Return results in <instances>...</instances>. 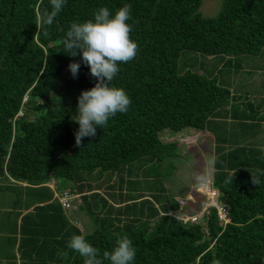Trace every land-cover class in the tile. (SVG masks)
<instances>
[{
	"label": "trees",
	"instance_id": "16d2710c",
	"mask_svg": "<svg viewBox=\"0 0 264 264\" xmlns=\"http://www.w3.org/2000/svg\"><path fill=\"white\" fill-rule=\"evenodd\" d=\"M201 1L66 0L49 27L40 24L41 14L51 11L49 0H0V245L7 250L0 257L10 264L18 258L19 264H84L67 246L74 234L84 235L102 260L120 235L136 250L132 264H264V175L254 185L250 174L264 172V152L238 131L232 134L235 141L226 143L224 117L230 110L244 111L231 109L230 87L206 72L205 61L200 71L195 63L185 64L182 73L178 68L182 51L218 58L209 62L214 70L222 62L237 67L244 55L261 54L264 0H222L213 17L202 16ZM125 4L131 6L127 23L138 51L118 64L110 86L124 89L131 104L77 146L78 97L97 80L82 54L64 52L63 38L73 22L94 19L101 7L114 14ZM73 62L80 64L75 78L69 70ZM251 112L264 121V112ZM210 129L216 135L211 186L227 209L225 226L213 206L199 222H184L179 214L197 211L192 202H169L161 189L155 202L152 193L148 198L142 191L141 182L151 180L144 164L170 160L162 175L168 178L179 167L173 162L180 154L177 143L163 140L165 130ZM137 161L142 162L131 169ZM140 169L146 177L131 179ZM114 174L117 192L109 184L107 196L94 191L101 186L94 181ZM137 186L142 190L133 193ZM64 190L79 194L77 207L63 209L54 192Z\"/></svg>",
	"mask_w": 264,
	"mask_h": 264
},
{
	"label": "clouds",
	"instance_id": "9594fccd",
	"mask_svg": "<svg viewBox=\"0 0 264 264\" xmlns=\"http://www.w3.org/2000/svg\"><path fill=\"white\" fill-rule=\"evenodd\" d=\"M51 11H44L40 17L42 26H51L57 15L63 10L66 0H49ZM131 6L125 4L113 14L109 8L101 7L94 13V19L73 22L63 38L64 52L71 57L82 54V61L96 78L94 87L84 90L78 97L74 122L79 125L75 133L77 146L84 137H94L97 127L105 126L117 113L127 112L131 100L124 89L110 86L119 72L118 64L127 63L135 58L138 44L130 37L132 26L127 23ZM47 34V33H45ZM80 68L79 63H70L69 70L75 78ZM264 152V146L260 147ZM254 185L261 183L264 172H250ZM235 175V174H234ZM228 182L233 183V177ZM198 181L204 177L197 175ZM84 257V264H132L136 250L127 236L116 235L115 247L102 253L90 244L84 235L74 234L67 245ZM215 264H220L216 261Z\"/></svg>",
	"mask_w": 264,
	"mask_h": 264
},
{
	"label": "rangeland",
	"instance_id": "374dc122",
	"mask_svg": "<svg viewBox=\"0 0 264 264\" xmlns=\"http://www.w3.org/2000/svg\"><path fill=\"white\" fill-rule=\"evenodd\" d=\"M221 5L222 0H202L199 7V12L202 14V16L213 17L221 9ZM216 59L206 56L202 53L182 51L178 61V68L182 73L186 70V68L184 67L185 64L190 65L192 63H195V65L197 66L196 70L200 71L202 68H200L201 61H205L207 63L206 65H209L207 66L206 72L213 75V78L217 79L218 83L222 84L223 86L225 85L230 87L232 94L240 96V99L235 101L237 104H239L237 106V110L242 109L245 114H249V118H242V120L245 119V123L247 124H249L250 122H259L258 116L254 117L253 115H250V112L254 110L253 114H257L259 116L260 112H264V50L261 54L258 55H244L242 57L241 63L237 67H223L224 62H222L219 66L216 67V70H214L209 62L213 60L216 63ZM258 105H261V108L255 109ZM231 120H233V122H236L238 119H234V117H232ZM237 128L238 124H233V126L228 128L227 130L224 129L223 131H221V135L223 136L227 144H229L231 141H235V139L232 137V134L236 132ZM188 130L189 132H193L191 128ZM243 132L249 134L250 130L248 128H244ZM252 132H257L264 135L263 130H259L258 127L255 128ZM213 138L214 135L210 131H201L193 135H187L183 133L181 134V132L175 133L169 130H165L163 132V140L166 142L177 143V151L180 154L178 157L173 159V162L177 163L179 167L172 173V175L170 176L171 178H168L169 176H163L170 169V160H167L166 164H158L157 162L155 163V165L152 164V166L148 165L147 167L144 164V169L147 168V170H149V172L147 171V177H151V180L148 181V185L147 183L143 182H141V184L145 185L142 186L146 189V191H149L153 194L151 196L153 199L151 200L157 202L158 198L155 195V192L156 190L161 189L162 192L165 191V193L167 194V201L173 203L174 199L182 193L183 189L185 190L187 188V191L184 194L187 195L183 197V199L186 198V203H180L178 199L177 202L179 203V205L184 206L192 202V205H194L197 210L200 207L204 206L203 203L205 202L206 198L204 195V188L202 184L207 180H211L214 171V145L216 144V142ZM140 162L142 161L135 162L131 169H135L136 167H138ZM150 169H152V171ZM138 172L140 174L137 176L132 173L131 179H137L136 177H146L142 174V169H140V171ZM197 175L203 176L204 182L198 181L196 179ZM107 177L109 176L104 175L102 179L94 181L95 184H101L100 187H94L96 188L95 191L105 196H107L108 191L112 192V189H107V184L111 186L114 185V190L116 192L119 190L117 188L119 184L118 175L114 174L111 178ZM48 185L51 188H54L53 181H49ZM131 190L133 193H138L142 190V188L141 186H137L132 187ZM122 191H124V189H122ZM79 202L80 199L75 198L73 200L72 207H77V204ZM3 209L4 208L0 206V217L1 215L3 216ZM29 211H32V208H30ZM78 217L82 218L84 221L89 218L88 216H84V214H78ZM83 220L81 222H84Z\"/></svg>",
	"mask_w": 264,
	"mask_h": 264
},
{
	"label": "built area",
	"instance_id": "2783aa9c",
	"mask_svg": "<svg viewBox=\"0 0 264 264\" xmlns=\"http://www.w3.org/2000/svg\"><path fill=\"white\" fill-rule=\"evenodd\" d=\"M22 113L23 112L20 111V114ZM202 186L204 188V195L206 198L205 202L203 203L204 206L200 207L194 214H179L178 217L184 222L189 221L197 223L199 222V219L202 217V215L208 211V208L213 206L217 209L218 218L220 219V221H222L223 225L225 226L226 223L229 222V220L227 218V209L225 208V206L219 203V191L211 186V180L205 181ZM54 196L55 198H57V200L65 210H67V208L69 209L70 206H73V200L75 198H79V194L71 193L68 190L55 191ZM179 202L185 204L186 198H180Z\"/></svg>",
	"mask_w": 264,
	"mask_h": 264
},
{
	"label": "crops",
	"instance_id": "0c3cea01",
	"mask_svg": "<svg viewBox=\"0 0 264 264\" xmlns=\"http://www.w3.org/2000/svg\"><path fill=\"white\" fill-rule=\"evenodd\" d=\"M234 95V94H233ZM238 99H240V96H237V95H234V99H233V101L231 102V104H232V107H231V109L233 108V107H236V106H238L239 104H237L235 101L236 100H238ZM261 106V105H260ZM259 105L255 108V109H257V108H261ZM236 110H237V107H236ZM240 110H242V109H240ZM260 113H262V112H260ZM237 115H238V117L239 118H249V114L247 115V114H245V112H237L236 111V113H234L233 111H231L230 110V113L228 114V115H226L225 117H224V121L226 122V124H227V129L228 128H230V127H232L233 126V124H241V123H239V122H233V120H231V118L232 117H234V119L237 117ZM250 115H252V113L250 112ZM221 116V115H220ZM237 117V118H238ZM236 118V119H237ZM218 121H222V118H220V119H217ZM258 121L259 122H255V123H252V122H250L249 124H247L246 123V125L245 124H241L242 125V127L240 128V127H238L237 128V130L236 131H238V132H240V133H244L245 134V136L247 137L246 138V141H244V142H249V143H255L257 146H262L263 144H264V135L263 134H259V133H257V132H252L255 128H257L258 127V129L259 130H263V132H264V121H261V120H259L258 119ZM262 127V128H261ZM244 128H248L249 130H250V133L249 134H246L245 132H243V129ZM201 131H210L213 135H214V140H215V133H214V131L213 130H201ZM201 131H196L195 133H189V134H187V135H193V134H196V133H199V132H201ZM264 146V145H263ZM214 148H215V145H214ZM96 190V189H95ZM94 190V191H95ZM142 191H144V190H142ZM143 194H145L146 195V197H148V198H150V195H151V192H148V191H146L145 190V192H143ZM187 195V194H186ZM186 195H178L176 198H175V200H176V202H177V199H179V198H182V197H185ZM178 203V202H177ZM117 205H120V204H117ZM7 209H11V208H7ZM29 211V209L28 210H23L22 212H23V214L24 213H26V212H28ZM180 210H175V211H173V212H179ZM21 219V216L18 218V220H20ZM3 247L4 246H1L0 245V251H2V250H6V249H3ZM7 251V250H6ZM0 264H10V262H9V260H7L6 258H2V257H0ZM17 264H19V258L17 259Z\"/></svg>",
	"mask_w": 264,
	"mask_h": 264
}]
</instances>
